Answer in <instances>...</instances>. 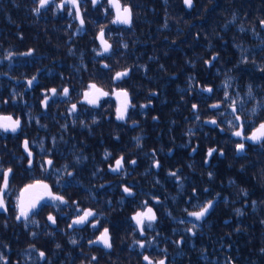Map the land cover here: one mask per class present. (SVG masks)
Segmentation results:
<instances>
[{
  "label": "flooded vegetation",
  "instance_id": "flooded-vegetation-1",
  "mask_svg": "<svg viewBox=\"0 0 264 264\" xmlns=\"http://www.w3.org/2000/svg\"><path fill=\"white\" fill-rule=\"evenodd\" d=\"M123 1L118 0L119 10L112 0L96 3L101 12L99 33L103 28L111 48L99 55V63L85 66H77L75 54L36 56V42L31 41L33 48L27 43L29 37L37 38L38 32L25 25L24 6L4 9L9 55L5 59L7 71L0 73V80L7 85L0 87V117H11V121L0 123L21 122L15 133L0 128V169H12L5 195L7 211L0 210V255L7 264H69L66 259L70 253L65 251L57 261L47 263L41 249L52 241L60 245V251L61 246L71 251L69 261L73 264H147L145 255L153 264L159 260L176 264L175 256L190 254L191 239L204 238L207 233L227 235L233 230L240 218L236 209L242 203L241 211L255 228L252 202L264 191V143L241 140L232 132L239 130L233 126L242 124L243 134L249 136L264 122L256 113H242L237 100L225 99L218 90L224 73L221 64L215 65L219 56L208 57L204 41L189 42L186 22L170 18L184 12V0H152L138 6L137 13ZM124 7L131 9V26L118 20L125 15ZM49 15L44 12L43 16ZM97 39L99 52H103L99 35ZM195 39L199 40L197 35ZM69 45L76 47L73 41ZM29 51L31 55H24ZM213 56L217 59L212 60ZM209 60L211 66L205 63ZM125 70H129L128 75L116 80V73ZM33 76L36 80L29 87L27 81ZM90 84L108 95L90 89ZM204 87L212 88V92L202 91ZM64 88L69 90L68 96L63 95ZM51 89H56V95ZM86 91L90 93L88 99H96L95 106L87 102ZM45 95L50 97L46 106ZM233 101L235 114L230 107ZM214 104L220 107L212 108ZM118 109L124 113V120L117 119ZM235 115L240 116L239 121ZM212 119L217 125L206 123ZM25 140L33 153L32 167L24 150ZM241 142L245 151L237 153L236 144ZM213 148L217 151L208 157V150ZM105 153H109L107 158ZM121 157L123 166L111 171ZM49 159L53 162L50 168L45 163ZM156 161L159 167L154 166ZM170 172H176L179 181ZM238 172L241 189L247 192L239 204L231 189L232 177ZM37 181L48 184L67 204L56 201V206L38 208L32 217L36 224L18 221L17 198L23 194L27 204L42 194V189L24 191ZM124 187L132 195L125 193ZM208 200L214 201V207L205 221L188 215ZM147 208L152 209L156 220L150 229L145 221V234L141 235L133 217ZM86 210L96 215L89 223L70 228L72 220ZM49 215L55 217V224L48 220ZM93 220L97 222L95 228L91 226ZM193 223L198 225L193 229L195 236L186 231ZM104 228L108 229L111 249L90 243ZM71 239L77 243L73 245ZM137 241L145 247L140 248ZM222 243L228 245L221 239L212 247L226 249ZM39 252H44L45 258H40ZM32 253L35 257L31 260Z\"/></svg>",
  "mask_w": 264,
  "mask_h": 264
},
{
  "label": "trees",
  "instance_id": "trees-1",
  "mask_svg": "<svg viewBox=\"0 0 264 264\" xmlns=\"http://www.w3.org/2000/svg\"><path fill=\"white\" fill-rule=\"evenodd\" d=\"M151 1L124 0L123 2L130 4L137 13L138 6ZM61 3H64V0H53L49 8L41 9L39 13L42 16L44 12L50 15L40 18L39 14L33 11L38 6L37 0H0V73L5 74L7 71L5 59L9 55L7 47L9 26L4 17V9L10 6H24L25 25L30 29L36 28L37 38L31 37V40L29 37L27 43L33 48L31 41L36 42V56L75 54L77 66L101 61L97 55L101 48L97 39L99 16H101L99 6H94L90 0H79L81 18L84 20L81 27L75 8L71 4H66L63 9H57L55 5ZM64 10L71 11L72 15ZM140 11L144 9L141 8ZM170 18L176 22L180 20L186 22L189 42L204 41L206 44L211 37L217 40H214L215 47L211 51L207 50L206 54L208 57L217 54L219 61L215 65L226 66L223 67V82L218 87L219 92L224 93V96L227 92L231 95L229 97L231 100H237L239 107L243 109L242 113L253 114L252 109L255 108L259 121L264 122V71H261L264 68V37L261 36L264 35V28L261 25V21L264 20V0H193L191 8L185 7L183 13H174ZM253 26L257 27L252 28ZM196 33L199 40L195 39ZM72 41L76 47L69 45ZM243 59H247L248 62L242 63ZM214 84L217 86V81ZM249 85L252 86L253 92L251 98L247 95ZM3 86L7 85L0 80V87ZM232 178L231 189L234 194L238 193L237 200H239V197L243 196L241 174L238 172ZM261 180L264 183V178ZM252 210L251 221L255 224L254 229L251 228L250 218L244 213L236 221L233 230H228L227 235L212 236L207 233L204 238L191 239L190 254L175 256L176 264H229L230 261L235 264H264V252L261 251L264 249V191ZM221 239L230 247L228 251L216 250L212 247L214 242L216 244ZM56 245L57 243L52 241L46 248L41 249L46 253L47 263L57 261L61 252L65 251L70 253L66 261L73 264L69 261L72 258L71 251H67L65 246H61L60 251ZM34 257L32 253L31 260Z\"/></svg>",
  "mask_w": 264,
  "mask_h": 264
},
{
  "label": "snow or ice",
  "instance_id": "snow-or-ice-1",
  "mask_svg": "<svg viewBox=\"0 0 264 264\" xmlns=\"http://www.w3.org/2000/svg\"><path fill=\"white\" fill-rule=\"evenodd\" d=\"M97 2H98V0H92V3H93L94 6L96 5ZM112 2H113L114 7H116L119 10L120 5L118 3V0H112ZM52 3H53V0H37L38 6L35 7L33 9V11L36 14H39L41 9L47 8ZM66 4H71L72 7L75 8L76 17L80 19V24H81V27H82L83 24H84V20L81 18V13H80V9H79V0H64V3L55 5V7L57 9H63ZM184 4L188 8H191L193 6V0H184ZM123 12L125 13V15H124L123 18H119L118 17L119 22L122 23V24H126V25L131 26V9L129 7H124ZM68 14L72 15V12L69 11ZM116 22H117L116 20L113 21V23H116ZM261 25L264 26V20L261 21ZM99 39H100L101 45L103 46V52H97L98 56L99 55H104V53L109 52V49L111 48V45L108 44L107 41L104 39V29L103 28L100 29ZM123 47L127 48V45L124 44ZM24 55H31V51H29L28 53H24ZM10 58L11 57L9 56V59ZM216 59H217L216 56L212 57V60H216ZM241 62L242 63H247L248 61H247V59H243ZM205 63L207 65L211 66L212 61L211 60L205 61ZM104 67H108V65L105 64ZM261 71H264V68H262ZM128 72H129V70H125L123 72H117L116 75H115V79L116 80H120L121 78L126 77L128 75ZM35 80H36V77L33 76L32 79L27 81L29 87L32 86L33 81H35ZM226 87H227V84H226ZM89 88L90 89H95V91L99 92L101 95H104V96L108 95V93L102 92L101 89H98L95 84H90ZM50 91H51L52 95H56V89H51ZM202 91H206V92L211 93L212 92V88L204 87L202 89ZM68 94H69V90L67 88H64L63 89V95L64 96H68ZM89 95H90V93L87 92V91L84 93V96H85L87 102L89 104H92V105L95 106L96 102H97L96 99H88ZM123 95L127 96V92H124ZM247 95L250 98L253 95L252 86L251 85L248 86ZM49 99H50V97L45 95V98L43 100V103H44L45 106L47 105V102H48ZM225 99H229V96H228L227 92L225 93ZM141 107H144V106L142 105ZM192 107H193V110L197 109V105H195V104ZM211 107L212 108H219L220 105L219 104H214V105H211ZM230 107H231L232 113L235 114L237 112V108L235 107V101L232 102ZM71 111L73 113L76 111V105L75 104H73L71 106ZM117 111H118L117 119L118 120H124L125 119L124 113L120 112L119 109ZM252 112H253V114H255L256 109L253 108ZM153 119H156V117H153ZM197 119H199L198 116H197ZM0 120L11 121V117H0ZM235 120L239 121L240 120V116L239 115H235ZM92 122L96 123L95 120H93ZM206 123L217 125V121L214 120V119L206 121ZM229 123H230V126H233V125H231V122H229ZM20 124H21L20 120L17 119L15 121H13L11 124L0 123V128H2L3 131H5V132L11 131V132L15 133L17 131V129L20 127ZM233 127H238L239 130H234L232 132V135L240 138L241 140H248V141H252L253 143H264V123H261L259 125V127L256 129V131H254L252 133V135H249V136H245L243 134V125L242 124L238 125V126H233ZM137 140H139V138H137ZM24 150H25V152L27 153V155L29 157L28 165H29V167H32V163L33 162H32L31 158L33 156V153H32L31 150H29V142L27 140L24 141ZM216 151L217 150L214 149V148L213 149H209L208 153H207L208 157H211L212 154L214 152H216ZM236 151H237V153H243L245 151V144L242 143V142L241 143H237L236 144ZM108 155H109V153H105V158H107ZM220 155H223V152H220ZM122 161H123V157H121L120 159L116 160V166L115 167H111L110 170L113 171V172H116V171L120 170V168L123 166ZM45 163L50 168L52 166L53 162H52L51 159H49ZM131 163L135 164L136 161L133 160V161H131ZM205 163H207V160L205 161ZM154 166L155 167H159V162L156 161L154 163ZM42 167H44L43 164H42ZM45 171H47V168H45ZM0 172H2V174H3V184H2V186H0V210H3V211L6 212L7 211V206H6V201H5V195L7 193V189H8V186H9V175L12 173V169L11 168H8L7 170L0 169ZM68 175L72 176V173L68 172ZM169 175L175 176L177 178V181H179V179H180V177L177 176L176 172H170ZM211 175L212 174L209 173V177L210 178H211ZM31 189H42L44 191L39 196L31 199L30 202L27 203V204L22 199L23 194H22L21 197L17 198L16 208L18 210V214L16 216V219L18 221L23 219L26 223L27 222H31L33 224H36L38 222L36 220L32 219V217L37 214L38 208H43L46 205L47 206H56L55 205L56 201H58L60 204H67V201L64 199V197L62 195L53 194L51 192L50 188H49V185L46 184V183H43L42 181H37L34 184L28 185L24 189V191L28 192ZM123 191L125 193H127L128 195H132V193H131V191H130V189L128 187H124ZM205 191H207V189H205ZM193 194L195 195V190H194ZM243 194L245 196H247V192L246 191H244ZM42 201L44 202L43 204L41 203ZM49 201L52 202V204H49L48 203ZM252 203H253V206L255 207L256 202L253 201ZM213 207H214V201L208 200L204 205H202L199 208L198 211L188 212V215L190 217H193L196 221L203 222V221H205L206 217L208 216L210 211L213 209ZM77 211L79 212L80 210L77 208ZM236 212H237V215H243V212L240 209H236ZM95 215L96 214L94 212H92L90 210H86V211L83 212L82 215H79L76 219H73L72 223L69 225V227L71 228V227H73V225L82 226V225H84L86 223H89V218L90 217H94ZM133 219L136 221L137 226L139 227L140 234L144 235L145 234V221H147V225H146L147 228L150 229L152 227V223L156 220V216L152 212L151 208H147V210L144 211V212H138L133 217ZM48 220L52 224L56 223V219L52 215L48 216ZM181 222H183V221H181ZM96 223L97 222L95 220H93L91 222V226L93 228H95L96 227ZM197 227H198V225L193 223L191 228H188L186 231L190 232L193 236H195L196 232L193 231V229H196ZM237 231H239V229H237ZM33 235H35V233H33ZM182 242H183L182 240L181 241H177L178 246ZM70 243L75 245L77 243V241L75 239H71ZM90 243H100V244L103 245L104 248L111 249L112 245L110 243V236H109V233H108V229L104 228L103 232L100 234V236L97 238V240L90 241ZM137 243L139 244L140 248H144L145 247L144 243H140L139 241H137ZM56 247L59 248L60 245L57 244ZM261 251L264 252V249H261ZM39 257L42 258V259L45 258V253L44 252H39ZM143 259L147 262V264H153V261L148 256L145 255L143 257ZM0 260H3L4 264H7V260L2 255H0ZM92 260H96V257L93 256ZM157 264H165V261L164 260H159L157 262Z\"/></svg>",
  "mask_w": 264,
  "mask_h": 264
},
{
  "label": "rangeland",
  "instance_id": "rangeland-1",
  "mask_svg": "<svg viewBox=\"0 0 264 264\" xmlns=\"http://www.w3.org/2000/svg\"><path fill=\"white\" fill-rule=\"evenodd\" d=\"M62 4V3H61ZM66 13H68V11L67 10H64ZM255 27H257V26H253L252 28H255ZM197 34V33H196ZM197 36H198V34H197ZM261 36H263L264 37V35H261ZM261 36H258V37H261ZM198 38H199V36H198ZM214 38H209L208 40H207V42H206V45H205V48L207 49V50H212V48H214L215 46V41H217V40H215ZM226 56V55H225ZM224 68H226V66H223ZM0 76H2V75H0ZM4 78L5 79H7V76H4ZM238 187V186H237ZM239 188V187H238ZM240 190V189H239ZM238 190V191H239ZM237 197H238V193L236 192L235 194H234V200H235V203L236 202H238L237 204H239L241 201H243V198H242V195L239 197V200H237ZM226 203H230V201H228V202H226ZM244 203H242V205H243ZM242 209H243V206H242ZM223 245H222V248H226V250L228 251L229 249H230V247H228V245H226V244H224V243H222ZM229 264H235L233 261H230V263Z\"/></svg>",
  "mask_w": 264,
  "mask_h": 264
},
{
  "label": "water",
  "instance_id": "water-1",
  "mask_svg": "<svg viewBox=\"0 0 264 264\" xmlns=\"http://www.w3.org/2000/svg\"><path fill=\"white\" fill-rule=\"evenodd\" d=\"M264 28V26H262Z\"/></svg>",
  "mask_w": 264,
  "mask_h": 264
}]
</instances>
